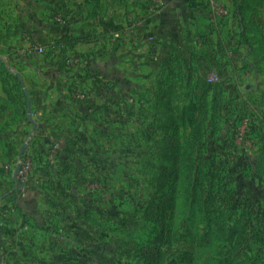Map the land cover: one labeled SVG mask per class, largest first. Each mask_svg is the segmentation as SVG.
Returning <instances> with one entry per match:
<instances>
[{
	"label": "crops",
	"instance_id": "crops-1",
	"mask_svg": "<svg viewBox=\"0 0 264 264\" xmlns=\"http://www.w3.org/2000/svg\"><path fill=\"white\" fill-rule=\"evenodd\" d=\"M215 1L225 13L210 0H111L0 24V264H102L108 224L140 222L134 165L154 120L142 97L156 87L144 64L229 47L222 36L247 22L236 0ZM66 35L80 42L58 46Z\"/></svg>",
	"mask_w": 264,
	"mask_h": 264
},
{
	"label": "rangeland",
	"instance_id": "rangeland-1",
	"mask_svg": "<svg viewBox=\"0 0 264 264\" xmlns=\"http://www.w3.org/2000/svg\"><path fill=\"white\" fill-rule=\"evenodd\" d=\"M115 1L112 0V3ZM259 1H251L258 11H251L247 15L245 26H238L235 35L229 33L222 36L223 42L231 44L217 48L218 53L214 58L212 47H196L190 52L180 49L179 53L171 54L174 56L172 58L180 60L171 65L175 71L170 84L173 91L169 90L166 94L165 84L157 89L164 71L161 58L157 62L144 64L146 73L151 74L147 85L154 78L156 80L153 96L146 93L142 97L145 102L152 100L154 120L151 126H141L139 129L141 135L144 133L145 143L137 144L142 156L135 160L139 168L136 162L134 167L141 181L138 176L128 177L129 180L125 176L121 180L124 183L135 178V184L139 179L140 188L134 195L136 202L140 201L142 205L139 209V213L142 210V219L124 225L108 224V250L103 255L102 264H143L135 257V249L148 243L149 227L144 219L145 211L154 194V185L158 184L160 168L167 166L163 147L168 135L165 126L170 109L187 115L195 113L198 122L201 119L202 140L195 147L192 162L204 177L207 196L218 221L225 229L234 232L236 263L264 264V2ZM110 2L0 0V24L8 19L18 25L21 22L19 15L37 17L41 11L42 15L56 19L62 11H70L78 5L95 6ZM236 36L237 42H232L231 39ZM154 54L159 57L163 55L162 51L157 50ZM12 67L19 71L18 65ZM7 72V69L3 70L4 74ZM145 105L147 108L148 104ZM198 122L196 120L194 124ZM118 146L122 154L130 150L122 147L121 143L116 144L115 148ZM129 160L123 159L121 165L126 161L130 166ZM201 230L202 227L191 232L188 239ZM200 238L195 236L194 239L198 241ZM175 248L180 254L176 259L181 257L180 251L193 250L188 245ZM202 252L204 255L209 253L205 250ZM200 257L205 259L203 255ZM172 259L167 256L164 264H173ZM100 262L94 257L93 264Z\"/></svg>",
	"mask_w": 264,
	"mask_h": 264
},
{
	"label": "trees",
	"instance_id": "trees-1",
	"mask_svg": "<svg viewBox=\"0 0 264 264\" xmlns=\"http://www.w3.org/2000/svg\"><path fill=\"white\" fill-rule=\"evenodd\" d=\"M251 1L236 0L237 14L244 24L251 11H258ZM262 2L264 0L259 1ZM79 42L80 39L66 35L56 44L74 46ZM178 62L177 57L164 62L163 76L158 81L157 89L165 84L166 94L173 91L170 84L175 71L171 65ZM184 113H175L171 109L168 113L165 126L168 135L163 147L167 166L160 168L158 184L154 185V194L145 211L144 219L149 227L148 243L136 247L135 257L143 264H164L167 256L173 258V264H237L234 258V232L225 229L218 221L207 196L204 177L192 162L195 147L202 140L201 119L198 122L195 113ZM196 120L198 123L194 124ZM200 227L201 232L188 239L189 234ZM195 236L201 238L196 241ZM178 245H188L193 250L180 251L182 255L176 259L180 255L175 248H179ZM203 250L209 253L204 255ZM200 255L205 259L202 260Z\"/></svg>",
	"mask_w": 264,
	"mask_h": 264
},
{
	"label": "built area",
	"instance_id": "built-area-1",
	"mask_svg": "<svg viewBox=\"0 0 264 264\" xmlns=\"http://www.w3.org/2000/svg\"><path fill=\"white\" fill-rule=\"evenodd\" d=\"M210 6H211V9H212L213 12L225 13V9L223 8V6L220 3L216 2L215 0H210ZM39 52L42 53L43 51L39 50ZM82 98H83L82 96L79 97V99H82ZM22 168H23V172H26V171L29 170L30 164L29 163H25L22 166Z\"/></svg>",
	"mask_w": 264,
	"mask_h": 264
}]
</instances>
